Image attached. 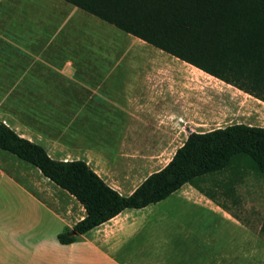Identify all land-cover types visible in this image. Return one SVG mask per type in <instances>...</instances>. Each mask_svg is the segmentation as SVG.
<instances>
[{
    "label": "crops",
    "instance_id": "obj_1",
    "mask_svg": "<svg viewBox=\"0 0 264 264\" xmlns=\"http://www.w3.org/2000/svg\"><path fill=\"white\" fill-rule=\"evenodd\" d=\"M37 1L14 0L11 7L43 10L39 23L47 17L53 26H0V122L53 160L85 162L121 196L164 168L189 132L218 129L202 131L193 120L189 85L203 87L202 75L264 106L139 39L110 37L89 14L91 24L82 26L86 13L70 4ZM1 3L7 11V0ZM205 212L237 225L184 184L62 245L57 236L85 217L84 208L37 168L0 150V264H252V246L205 235Z\"/></svg>",
    "mask_w": 264,
    "mask_h": 264
},
{
    "label": "trees",
    "instance_id": "obj_2",
    "mask_svg": "<svg viewBox=\"0 0 264 264\" xmlns=\"http://www.w3.org/2000/svg\"><path fill=\"white\" fill-rule=\"evenodd\" d=\"M61 1L264 103V0ZM0 150L37 168L84 208L85 217L57 236L62 245L125 209L158 203L184 184L205 194L200 183L208 175L230 169L264 175V128L244 124L189 132L167 165L126 197L85 162L53 160L2 122Z\"/></svg>",
    "mask_w": 264,
    "mask_h": 264
},
{
    "label": "rangeland",
    "instance_id": "obj_3",
    "mask_svg": "<svg viewBox=\"0 0 264 264\" xmlns=\"http://www.w3.org/2000/svg\"><path fill=\"white\" fill-rule=\"evenodd\" d=\"M46 1L55 3L54 0H38L37 3L42 4ZM3 3L0 4V26H53L52 19L47 17L41 18L39 23L37 18L43 10L29 9L28 12L22 13L20 10L11 7L14 0H7V3H5L7 11H5ZM51 12L56 20L60 17L56 10H51ZM81 16L85 17L84 21L79 18L82 26L91 24V19L89 20L87 17L89 15L81 14ZM89 17L102 24L104 26L102 30L111 31H108V34L114 36L110 35V37L116 39L128 38L127 35L113 26L94 17ZM130 38L133 37L130 36ZM119 49V47H116L115 53ZM10 55L15 56L17 54L10 51ZM9 64H11V61L4 65V69ZM19 67L23 70L26 66L19 63ZM39 67H42V65L39 64ZM36 70L39 71L38 66ZM9 75L12 76L13 73H9ZM202 76L205 80L203 87L196 84L189 85V95H194V100L189 103L194 109L193 120L199 119L202 131L236 123L264 127L263 105L244 97L234 89L205 75ZM28 77L29 75H27L24 82L26 85H31V80H28ZM10 80L12 78L7 79L9 83ZM46 81L49 83L48 79ZM47 83H43L44 91L40 89V95L46 96L44 85L47 87ZM51 88H54V85ZM41 98L47 103L48 98L43 96ZM46 105L49 107L50 104ZM192 126L197 127V125ZM230 170L222 174L208 175L200 185L206 190L204 195L209 201L226 211L230 217L236 220L238 226L205 212V235L208 237L213 236L215 240L222 243L226 242L229 246H252V264H264V175L260 174L261 176H259L252 170L234 174V171ZM223 184L225 185L223 186ZM224 191L225 193H223Z\"/></svg>",
    "mask_w": 264,
    "mask_h": 264
}]
</instances>
